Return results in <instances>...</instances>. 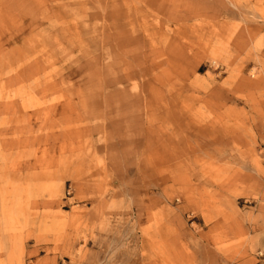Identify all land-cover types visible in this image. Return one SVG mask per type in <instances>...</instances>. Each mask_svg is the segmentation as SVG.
Segmentation results:
<instances>
[{
    "label": "rangeland",
    "instance_id": "374dc122",
    "mask_svg": "<svg viewBox=\"0 0 264 264\" xmlns=\"http://www.w3.org/2000/svg\"><path fill=\"white\" fill-rule=\"evenodd\" d=\"M0 264H264V0H0Z\"/></svg>",
    "mask_w": 264,
    "mask_h": 264
}]
</instances>
